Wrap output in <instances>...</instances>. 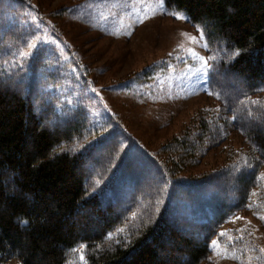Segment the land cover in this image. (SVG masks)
Segmentation results:
<instances>
[{
	"label": "trees",
	"instance_id": "obj_1",
	"mask_svg": "<svg viewBox=\"0 0 264 264\" xmlns=\"http://www.w3.org/2000/svg\"><path fill=\"white\" fill-rule=\"evenodd\" d=\"M13 1L0 0V264H202L234 217L264 214V0H164L203 32L213 104L159 152L91 127L53 50L4 66L32 37ZM237 136L232 159L193 171Z\"/></svg>",
	"mask_w": 264,
	"mask_h": 264
},
{
	"label": "rangeland",
	"instance_id": "obj_2",
	"mask_svg": "<svg viewBox=\"0 0 264 264\" xmlns=\"http://www.w3.org/2000/svg\"><path fill=\"white\" fill-rule=\"evenodd\" d=\"M13 2L32 22V37L4 66L23 68L45 47L56 52L64 93L73 107L81 106L91 127L119 124L140 146L159 152L199 112L212 108L203 32L164 0ZM227 82L231 93L241 85ZM258 130L263 134L262 127ZM239 139L230 138L193 171H209L232 159L230 148L243 145ZM259 181L257 191L263 194L264 170ZM233 227L240 232L225 234L224 244L212 241L202 264H264V214L242 211L228 230Z\"/></svg>",
	"mask_w": 264,
	"mask_h": 264
},
{
	"label": "snow or ice",
	"instance_id": "obj_3",
	"mask_svg": "<svg viewBox=\"0 0 264 264\" xmlns=\"http://www.w3.org/2000/svg\"><path fill=\"white\" fill-rule=\"evenodd\" d=\"M25 223H26V221H25ZM223 235V234H222ZM262 251H264V250H262Z\"/></svg>",
	"mask_w": 264,
	"mask_h": 264
}]
</instances>
